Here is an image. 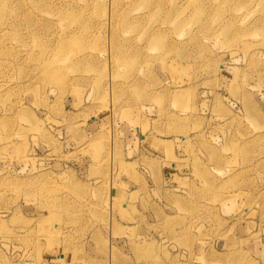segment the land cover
Masks as SVG:
<instances>
[{
	"label": "rangeland",
	"instance_id": "1",
	"mask_svg": "<svg viewBox=\"0 0 264 264\" xmlns=\"http://www.w3.org/2000/svg\"><path fill=\"white\" fill-rule=\"evenodd\" d=\"M0 59V264H264V0H0Z\"/></svg>",
	"mask_w": 264,
	"mask_h": 264
},
{
	"label": "crops",
	"instance_id": "2",
	"mask_svg": "<svg viewBox=\"0 0 264 264\" xmlns=\"http://www.w3.org/2000/svg\"><path fill=\"white\" fill-rule=\"evenodd\" d=\"M150 170L154 172V174L156 175V180L157 181H161V175L159 174V170L158 167L156 166V164H150ZM142 181V180H141ZM146 210H148V208H145ZM157 209H159V207H157ZM57 260L60 263L64 262L65 257L62 255H57Z\"/></svg>",
	"mask_w": 264,
	"mask_h": 264
},
{
	"label": "bare ground",
	"instance_id": "3",
	"mask_svg": "<svg viewBox=\"0 0 264 264\" xmlns=\"http://www.w3.org/2000/svg\"><path fill=\"white\" fill-rule=\"evenodd\" d=\"M1 60V59H0Z\"/></svg>",
	"mask_w": 264,
	"mask_h": 264
}]
</instances>
